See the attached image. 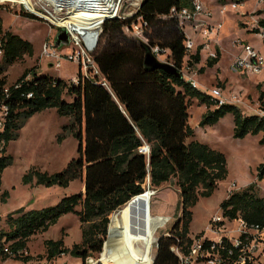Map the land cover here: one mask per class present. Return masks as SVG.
Returning a JSON list of instances; mask_svg holds the SVG:
<instances>
[{
  "label": "trees",
  "instance_id": "obj_1",
  "mask_svg": "<svg viewBox=\"0 0 264 264\" xmlns=\"http://www.w3.org/2000/svg\"><path fill=\"white\" fill-rule=\"evenodd\" d=\"M245 1L216 0L221 5ZM189 5L190 0H142L134 17H142L152 29L151 34L146 35L147 43L123 34L122 27L131 23L135 19L133 16L105 20L99 35V48L92 54L99 75L83 77L79 70L78 81L70 85L48 75L33 73L30 76L31 70H24L15 83L6 86L2 75L5 66L24 54L31 56L33 47L19 35L3 30L0 18V98L7 87L9 96L5 101L10 106L3 134L5 144L17 138L18 130L27 118L47 108H55L59 115L71 118L63 126L60 137L68 131L77 141V155L62 169L47 173L32 167L23 175L22 181L27 183L35 178L38 184L63 187L76 179L83 182V192L63 196L54 205L32 210L21 207L7 214L9 230L0 231V238L11 241L9 249L12 252L25 250L31 235L47 230L62 215L75 213L81 240L70 248L64 245L62 238L46 240V259L52 261L60 256H70L81 264L96 259L105 252L109 215L121 209L132 197L142 194L145 191L143 184L149 176L150 185L154 187L175 177L180 191V215L168 233L157 238L152 264H179L173 248L187 253L192 244L189 236L191 208L199 196H210L217 182L227 176L225 155L206 143L191 139L194 131L187 121L188 100L196 98L207 107L199 121L201 127L214 125L230 113L234 137L262 133L259 142L264 143V117L243 114L235 104L211 109L214 101L182 76L181 68L185 63L192 67L200 61L201 48L199 46L187 56L185 34L179 22L163 16H167L173 6ZM257 14H264V8ZM25 16L38 19L31 13ZM257 24L262 28L264 45V17H260ZM252 30L259 32L258 28ZM155 45L160 49L168 48L166 60L178 75L144 65L146 49ZM215 51V57L206 59V66L212 67L219 61V49L215 48ZM28 93H31L30 97ZM64 93L70 94L72 100L65 101ZM258 100L259 108L264 110L262 93ZM144 144L148 145V153L140 151ZM11 159L8 154L0 158L1 173ZM263 177L264 161L257 166L252 183L232 192L219 203L223 215L228 218L240 215L248 223L264 224V198L257 193V183ZM6 194L2 191L1 195ZM78 205L80 210H76ZM29 260V257L23 258L25 264Z\"/></svg>",
  "mask_w": 264,
  "mask_h": 264
},
{
  "label": "rangeland",
  "instance_id": "obj_2",
  "mask_svg": "<svg viewBox=\"0 0 264 264\" xmlns=\"http://www.w3.org/2000/svg\"><path fill=\"white\" fill-rule=\"evenodd\" d=\"M200 1L212 14L211 18L213 20L211 19L210 22L213 24L219 22L221 24L217 37L211 43L212 50L218 47L220 58L215 65L208 67L206 66L208 56L202 50L200 51V61L193 64L186 74L190 75L193 73L203 89L219 86L228 98L235 95L238 99L236 105L240 107L243 114H260L258 97L262 93L264 102V72L256 76H240L232 71L231 63L240 51L241 47L237 43L240 41L243 43L249 42L250 45L255 46L261 53H264L262 38L258 35V32L256 33L252 30L257 28V20L260 17H264V14H257L258 10L264 8V3L257 5V0H246L243 3H237V10L232 9L230 4L221 10V4L216 2V0ZM47 2L45 0H0L2 29L19 35L29 41L33 47L31 56L24 54L20 59L5 66L2 75L6 79V86L15 83L24 70H31L30 76L33 73L48 75L52 78L62 79L68 85L76 84L78 81L77 73L79 67L75 62L63 59L60 66L54 68L52 64L48 65L51 60L43 57L40 54V49L44 42H52L54 44V36L58 31H61L58 25L54 23L62 24L61 20L63 19L68 21V17L87 14L85 11L81 13L70 10L79 3L67 4L61 0H53L49 5ZM134 2L136 0H109V3L113 5L109 9L111 10L110 14L103 17L96 15L98 22L91 26L93 29H98L100 25L101 29L98 30L97 36L91 37L93 41H97L96 48L92 54L99 48V35L102 31L101 23L104 22L103 19L112 18L113 16L128 17L130 13H134L137 9V6L133 5ZM63 4L64 7H61L60 5ZM64 8H68V10ZM26 13H31L37 16L38 19L25 16ZM132 16L136 18L134 17L135 15ZM92 18H87L86 21H94L95 19ZM83 24H87L86 26L90 27V23L84 22ZM185 27V35L195 39L197 46H199V42L202 40L191 32L189 24L186 23ZM151 32V28L144 30L146 41L147 33L150 35ZM123 34L132 38L131 35L124 32ZM212 45L214 46L212 47ZM54 47L56 48L57 46L55 45ZM75 49L76 46L63 45V43L60 47H57V51L63 54ZM160 61L165 62L164 58ZM82 75L83 73L81 72ZM237 84H241L242 87L237 86ZM62 98L68 102L72 100V96L68 93H64ZM210 108L213 109V106H210ZM206 109L207 107L196 98L188 100L187 121L194 131L191 139L206 143L211 148L217 149L225 155L227 176L217 182V186L210 196H199L198 201L191 208L192 221L189 232L191 238L200 233H205L211 216L221 211L219 203L232 192L240 191L246 185L252 183L255 179L257 166L264 161V143L259 142L262 133L247 134L242 138L234 137V124L230 113H226L214 125L201 127L199 121ZM70 121L71 118L68 119V116L59 115L55 108H47L27 118L26 123L24 122L22 128L18 130L17 138L7 142L6 154L10 155L12 159L11 163L1 173V192L6 191L7 194L4 196L0 195V231L9 230L6 216L13 210L21 207L24 210L41 209L45 206L56 204L63 196L83 192V182L79 179L71 181L65 187L38 184L35 178L27 183L22 181L23 175L32 167L42 172L54 173L62 169L71 157L77 155L75 137L72 134L60 137L63 132V126ZM257 185L258 195L264 198V177L258 181ZM144 189L153 192L148 227L157 240L160 235L168 233L180 215L179 187L176 183V178L172 177L169 181L157 187L151 186L148 179H146L143 184ZM145 194L133 199L129 205L133 210L134 219L138 222L137 230L138 232L142 231L141 235L146 233L147 223L138 211V206L145 200ZM122 209L124 210L120 211L119 209L109 215V220H111V223H109L111 224L109 235L115 225V221H121L126 226L125 219L128 208L126 206ZM76 210H80V205L76 206ZM60 238H62L64 245L68 248L81 240L80 224L75 213L64 214L47 230L38 231L31 235L26 241V248L20 256L10 258L7 255H0V264H25L23 261L24 257L30 258L29 264H81L79 260L70 256H60L52 261L46 259L45 241ZM156 240L146 244L141 238L136 237V239L131 240L128 247L133 254H136L146 263L152 264ZM108 243L109 239L106 243V252ZM10 245L11 241L4 238L2 246L9 247ZM128 247L122 240H119L114 242L110 249L113 252L124 254ZM103 253L96 256V259L87 260L86 264H90V261L95 263L98 260L102 264H113L110 262L116 261L107 259L109 262H105L106 255L105 252Z\"/></svg>",
  "mask_w": 264,
  "mask_h": 264
},
{
  "label": "built area",
  "instance_id": "obj_3",
  "mask_svg": "<svg viewBox=\"0 0 264 264\" xmlns=\"http://www.w3.org/2000/svg\"><path fill=\"white\" fill-rule=\"evenodd\" d=\"M140 3V0H136L133 3V5L137 6V9L134 13H130L128 17L136 14ZM263 3L264 0H257V5ZM228 4L231 5L232 9L237 10L236 2L222 4L221 10L225 9ZM128 17L113 16L112 18L125 19ZM163 17L176 19L184 34L185 24H189L194 35L198 34L202 40L199 43L201 51L204 50L208 57L216 56L214 48L213 50L211 49V43L217 37L221 24L219 22L216 24L210 22L212 14L204 7L202 1L190 0L189 6H173L170 8L168 15ZM54 24L58 25L61 30L66 31L69 40L68 44L70 46H76V49L70 50L67 54H63L57 51V47L55 48L52 42H44L41 46L40 54L43 57L50 58V64L54 68H58L61 61L66 59L77 64L80 72L83 73V77L99 75V70L92 56L97 41H93L91 37L93 38V36L98 35V30L101 29L100 25L98 29H89L84 25L75 26L76 28H74L65 27L59 23ZM147 28L146 21L142 17H136L131 23L124 25L122 31L147 43L144 38V30ZM257 28L259 31L258 35L262 38V28L259 26ZM237 43H239L241 48L231 63L232 71L236 74L248 76L263 73L264 53H261L249 43H243L241 41ZM199 46H197L195 39L185 35L184 49L187 56L194 53L195 49ZM150 50L157 59L161 60L164 58L165 62H168L166 60L167 54L169 53L168 48L160 49L155 45L151 46ZM1 55L2 50L0 49V57ZM190 69L191 67L185 63L181 68L182 76L192 87L203 90L214 101L213 107H218L223 104L236 105L238 102L237 97L233 95L228 98L219 86H214L210 89L201 88L193 73L190 75L186 74ZM102 84L107 86L105 81H102ZM2 95L3 97L0 98V158L6 155V144L3 139V134L10 115L9 103L5 101V98L9 96L7 87H4ZM27 96L30 97L31 93H28ZM260 112L257 115L264 117V110L260 109ZM140 151L147 153V149H144V147ZM4 238L0 239V254L7 255L10 258L20 256L22 251L12 252L9 247L2 246ZM172 251L177 256L179 264H264V224L248 223L240 215L234 218H228L220 211L211 216L205 233H200L192 238V244L186 254L175 248ZM26 264H29V262Z\"/></svg>",
  "mask_w": 264,
  "mask_h": 264
},
{
  "label": "bare ground",
  "instance_id": "obj_4",
  "mask_svg": "<svg viewBox=\"0 0 264 264\" xmlns=\"http://www.w3.org/2000/svg\"><path fill=\"white\" fill-rule=\"evenodd\" d=\"M49 5L51 4V2L53 0H45ZM57 1V0H56ZM60 1V0H59ZM68 3H79L77 4V6H75L74 8L70 9L74 12H86L87 15L82 14V15H78L76 17H68V21H65L66 19L61 20L63 26L65 27H74V26H82L85 25L83 24L84 22L86 23H90V27H88L89 29H93L91 25H95V23L97 24L98 20L96 19V15H98L99 17H103L106 16L107 14H110L109 10L111 8V3H109V0H61ZM61 7H64L63 5H60ZM108 8H105V7ZM66 10H68V8H64ZM113 11V10H112ZM80 13V14H81ZM89 15V16H88ZM94 17V18H92ZM87 18H92L95 19L94 21H86ZM75 19H77L76 21H74ZM84 20V21H83ZM60 21V22H61ZM87 25V24H86ZM85 25V26H86ZM76 28V27H74ZM145 194V200L138 206V211L140 212V214L145 218L146 223H147V231L144 235H141L140 233H142V231L138 232L137 230V220L134 219V215H133V210L131 209V207L129 206L130 203L132 202L133 199L142 196ZM150 192V193H148ZM152 191L149 190H145L142 194L133 197L129 203V205H125L124 207L127 206V217H126V226H124V224L121 221H115V225L114 227L111 229L110 235H109V231H108V236L106 238V241L104 242V246L103 249L109 239V243L107 245V252L105 249V257H106V261L108 260H116L118 263L114 262L115 264H148L146 263L143 259H141L140 257H138L136 254H133L128 245L131 242V240H133L134 238L136 239V237L141 238L146 244L152 243L154 240H156L154 238V235L152 234V231L149 229L148 227V221L151 215V210H150V203H151V197H152ZM125 209V208H124ZM121 209V210H124ZM120 210V211H121ZM119 211V212H120ZM132 217L133 223H134V228L137 230L136 234H133L131 232H129L127 230V228H129V218ZM111 223V220H110ZM141 225V224H140ZM140 227V226H139ZM109 228H110V224H109ZM122 240V242H124V244L127 245L128 249H126V252L124 251V254H120L117 252H113L111 248V245L114 244V242ZM136 241V240H135ZM118 244V243H117ZM148 247V246H147ZM108 259V260H107Z\"/></svg>",
  "mask_w": 264,
  "mask_h": 264
},
{
  "label": "water",
  "instance_id": "obj_5",
  "mask_svg": "<svg viewBox=\"0 0 264 264\" xmlns=\"http://www.w3.org/2000/svg\"><path fill=\"white\" fill-rule=\"evenodd\" d=\"M107 19H111V18L107 17V18L104 19V21L107 20ZM141 41H142V40H141ZM142 42H144V41H142ZM62 43H63V45H68V43H69L68 35H67V33H66L65 30L58 31V32L56 33V35L54 36V44H55L57 47H60V46L62 45ZM144 43H146V42H144ZM143 63H144L145 66H148V67H155V68H160V69H163V70H165V71H167V72H169V73H172V74H176V75H178V72L176 71V69L174 68V66H173L171 63L164 62V61H160L159 59H157V58L153 55V53L151 52L150 47L146 49V52H145V54H144V60H143ZM144 149H147V153H148L149 148H148V145H147V144H145ZM147 179H148V181H149V176L147 177ZM149 191H150V190H149ZM138 195H139V194H138ZM136 196H137V195H136ZM136 196H134V197H136ZM132 198H133V197H132ZM132 198H131V199H132ZM131 199H130L125 205L128 206L129 203H130V201H131ZM125 205H124V206H125ZM124 206H123V207H124ZM123 207H122V208H123ZM122 208H121V209H122ZM121 209H120V210H121ZM109 223H110V220H109ZM127 230H128L129 232L133 233V234H136V233H137V230L134 228V223H133L132 217L129 218V228H127ZM108 231H109V224H108L107 236H108ZM107 236H106V238H107ZM100 255H101V254H100ZM89 260H91V259H89ZM89 263H90V264H96V263H100V264H102V263L100 262V260H98V261L95 262V263H94L93 261H90Z\"/></svg>",
  "mask_w": 264,
  "mask_h": 264
},
{
  "label": "crops",
  "instance_id": "obj_6",
  "mask_svg": "<svg viewBox=\"0 0 264 264\" xmlns=\"http://www.w3.org/2000/svg\"><path fill=\"white\" fill-rule=\"evenodd\" d=\"M212 19V18H211ZM213 20V19H212ZM184 30H186V27L184 28ZM191 30V29H190ZM191 32L193 33V31L191 30ZM195 36H197V37H199V35L198 34H196ZM200 38V37H199ZM201 39V38H200ZM200 43V42H199ZM216 43V42H215ZM249 43V42H248ZM214 46V45H213ZM255 47V46H254ZM216 48H218V47H216ZM256 48V47H255ZM220 52V51H219ZM221 53H222V50H221ZM48 65H50V63H48ZM262 74V73H261ZM238 75H240V76H248V75H241V74H238ZM260 75V74H259ZM254 76H256V75H254ZM237 86H241L242 87V85L241 84H237ZM56 110V109H55ZM68 119H70V117L68 116ZM26 123V122H25ZM22 128V127H21ZM20 128V129H21ZM19 129V130H20ZM64 134L66 135V134H72V133H70V132H68V131H66V132H64ZM82 187H83V185H82Z\"/></svg>",
  "mask_w": 264,
  "mask_h": 264
}]
</instances>
